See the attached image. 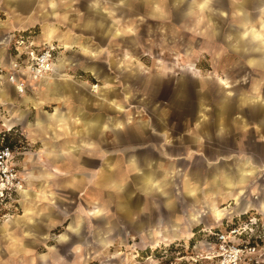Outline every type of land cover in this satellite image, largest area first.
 <instances>
[{"label": "crops", "instance_id": "1", "mask_svg": "<svg viewBox=\"0 0 264 264\" xmlns=\"http://www.w3.org/2000/svg\"><path fill=\"white\" fill-rule=\"evenodd\" d=\"M17 1L25 0L13 3ZM69 1L50 0L45 16L31 18V22L57 20L54 11L67 6ZM103 2L87 1L88 16L82 30L99 28L103 38H107V46L126 33L136 44L137 24H132L128 31L121 30L118 21H108L104 15L106 12L112 16V11L104 10ZM122 2L123 8L116 11L119 17L129 15L137 20V14L145 11L146 16H139L141 21L170 22L181 29H190L186 21L191 20L193 42L202 46L194 50L193 63L183 65L187 70L182 67L190 76H169L165 80L160 73L146 75L139 64H127L123 71L113 51L106 49L109 59L103 61V66L78 60L83 64L84 76L103 84L93 91V84L78 82L80 76L75 78L67 73L71 67L78 68V62H71L63 54L78 48L81 56L94 60L101 50L81 42L72 33H62L50 22L43 25L40 39L32 31L25 33L32 34L37 47L57 44L63 51L59 57L55 55L50 73L32 92L27 87V93L20 97L11 85L0 83V104L8 106L17 101L23 106V110H10L12 117L5 127L23 126L29 140L43 144L42 149L31 154L26 152L29 145L22 144L19 165L25 189L19 196L17 214L10 216L16 218L11 224L33 230L38 228V222L54 221L53 208L61 200L56 191L64 188L72 194L73 188L77 189L75 186L85 180L104 190L108 178L118 175L112 189L124 213V200L135 207L141 205L142 198L135 193L144 196L153 190L160 192L159 204L148 202L145 214L149 223H169L167 230H157L156 246L189 236L200 239L202 232L215 229L220 221L264 206V0ZM25 22L20 21L21 25ZM158 29L165 31L163 24ZM169 36L166 33L163 39L167 45ZM9 60L0 52V66ZM123 60L134 61L128 55ZM114 72L123 79L121 92L117 81H113ZM124 94L130 96V103L142 95L134 107L129 104L130 112L120 102ZM49 103L54 104L52 111L43 112ZM135 108L145 110L147 118L135 120ZM29 109L34 114L32 119ZM126 110L129 114L125 116L132 117L127 121L123 114ZM124 168L127 173L123 174L129 176L122 183ZM60 179L64 182H58ZM126 189L128 196L124 195ZM42 206H47V210ZM157 209L162 219L156 216ZM103 211L93 207L87 215L99 217ZM199 220H216L217 224H204L193 232L189 227ZM68 227L78 234L80 219L73 220ZM116 228L114 232L119 236L121 229ZM97 241L105 245L101 236Z\"/></svg>", "mask_w": 264, "mask_h": 264}, {"label": "rangeland", "instance_id": "2", "mask_svg": "<svg viewBox=\"0 0 264 264\" xmlns=\"http://www.w3.org/2000/svg\"><path fill=\"white\" fill-rule=\"evenodd\" d=\"M49 1L25 0L17 1L14 4L13 0H0V52L6 55L8 59L11 58L8 63L0 67H6L12 61L13 44L18 36L32 31L34 32V37L40 39L43 25H47L50 22L51 24H56L55 26L62 33H72L73 37L79 38L81 42L91 43L92 47L101 50V55L98 59L94 60L81 56L78 48H72L63 54L71 62H78V68L71 67V70L67 72L75 78L80 76L77 77L79 79H77L78 82L80 80L88 81L89 84L98 86V88L103 85L84 76L85 74L81 70L83 64H80L78 60H87L90 63L94 62L95 65L99 64L103 66V61L109 59L106 54L109 49L113 51L117 62L121 64L120 70L125 71L127 64H139L146 75L160 73L165 80H168L169 76L173 78L180 77L181 75L186 78L190 76L186 71H182V67L186 63H193L194 50H198L199 46H202L193 42V30L191 29L193 24H191V20L186 21L190 23V29H181L174 27L170 22L160 23L146 19L141 21L139 16H146L145 11L137 14V20L132 19V16L129 15L119 17L116 11L123 8V0H109V2L108 0H103V9L112 11V16H108L106 12L104 14L109 18L108 21H111V19L118 21L119 28L121 30L126 29V31L131 29L132 24H137L136 44H132L131 37L126 33L125 37L117 41L115 40V44L109 43L110 45L107 46V38H103V31L99 30V28L91 29L92 31L82 30L84 20H86L84 18L88 16L86 13V3L88 0H70L67 6H61L54 11L58 14L57 20H46L47 23L44 24L38 21L33 24L31 18L35 20L45 16L47 10L46 4ZM52 1L57 2L58 0ZM65 15L66 20H64ZM22 20H27V22L21 25L20 21ZM162 24L166 32L159 31L158 27L160 28ZM166 27L169 29L166 30ZM69 33L67 34L69 35ZM166 33L171 35L169 36L170 44L168 42V45L163 41ZM172 35L174 39H171ZM53 45L57 49L55 55L59 57V54L63 50L59 49L57 44ZM126 55L133 58L134 61L123 60ZM104 68L103 70H105ZM205 70H209V68ZM113 75L115 76L113 81H117L116 86L119 89L118 91L121 92L124 89L123 79H120V74L117 72H114ZM34 86L35 84L28 85L31 88L30 92H32ZM161 89L158 90V93H160ZM26 91L27 89L23 94H18V96L25 95ZM91 94L95 95L92 92ZM117 96L113 95L112 97L115 98ZM128 96V94L120 96V102L125 105L126 109L128 107V110L129 104H132L131 106L134 107L137 104L136 101H140L142 98V95H138L136 97L137 100L130 103V96ZM11 102V105L8 106L0 104V139H4V141L10 139L9 143H12L13 139H17L16 145L20 143H27L29 145L26 151L29 154L38 152L42 149L43 144L39 140L35 142L29 140L23 126L14 124L10 128L5 127L6 122L11 120L12 110H23V106H20L17 101ZM53 107L54 104L49 103L44 107L43 112L50 113ZM128 110L123 113L124 116L128 113ZM135 110V114L138 115L133 116L137 117L135 120L141 121V119L147 118L145 110L137 108ZM29 111H31L30 118L32 119L34 115L33 111L32 109H29ZM128 114L125 116L126 121L132 118L128 117ZM8 136L10 138L6 140ZM20 152H22V149H20ZM112 158L116 159V157H111L110 159ZM23 163L26 164V160ZM125 171L127 173V170L124 168L121 174L122 183L125 182V177L129 176L128 174H123ZM110 174L112 175L111 171ZM115 178L118 179V175L114 178L112 176L108 178L110 181L104 183V190L97 188L99 184L91 181L87 182L86 180L80 186H75L78 188H73L72 194L68 191L66 192L64 188L59 189L56 192L61 200L53 208L56 211V218L54 221L38 222V228L33 230L25 226L21 228L20 224H11L16 221L15 216L13 219L10 217H0V264H195L191 260V256L199 253V250L203 251L207 245L201 238L189 236L156 246L157 230H161L162 228L168 229L169 223L166 220L163 221L162 225L153 223V221L149 223L145 219V214L148 213L146 212L148 202L151 204L158 203L157 200L160 198V192L153 190L144 196H141L140 192L135 193L134 195L137 194L138 197L142 198L141 205L135 207L129 200H124V203L126 201L127 211L124 213L123 207L121 206L120 208L118 197H116V193L112 189ZM58 182L64 181L60 179ZM124 191V195L128 196L129 190L126 189ZM46 207L42 206V209L46 211ZM93 207L104 209L102 215H99V217L88 216V211L92 210ZM120 210H122L121 213ZM188 213L189 211L186 212V214ZM150 214H154L153 216L151 215L153 219L155 213ZM161 215L157 209L156 216L158 219H162ZM78 218L80 219L81 230L78 234H75L69 230L68 226L73 220H77ZM8 221L10 222L9 225L7 224ZM222 223L220 221L217 224L216 220L204 223L199 220L198 223L191 224L189 228L195 232L197 228L204 226V224H217L216 226H219ZM114 226L121 229L119 236L114 232L117 229ZM99 235L105 242V245L98 243L97 238L100 237ZM197 264H203V262L199 261Z\"/></svg>", "mask_w": 264, "mask_h": 264}, {"label": "built area", "instance_id": "3", "mask_svg": "<svg viewBox=\"0 0 264 264\" xmlns=\"http://www.w3.org/2000/svg\"><path fill=\"white\" fill-rule=\"evenodd\" d=\"M54 45L35 46L31 33L21 34L13 44L12 61L0 67V83L5 81L18 94L29 84H38L51 71L56 54ZM22 144L11 146L0 139V217L18 211L19 196L25 189L19 160ZM207 245L192 255L197 264H264V206L223 222L201 233Z\"/></svg>", "mask_w": 264, "mask_h": 264}, {"label": "trees", "instance_id": "4", "mask_svg": "<svg viewBox=\"0 0 264 264\" xmlns=\"http://www.w3.org/2000/svg\"><path fill=\"white\" fill-rule=\"evenodd\" d=\"M10 138V136H8L7 138H6V140L7 139H9ZM13 138V137H12ZM10 140V139H9ZM9 140H7V141H4V143L5 144H9V145H11V146H15L16 145V140L17 139H13V142L12 143H9ZM18 143V142H17Z\"/></svg>", "mask_w": 264, "mask_h": 264}, {"label": "bare ground", "instance_id": "5", "mask_svg": "<svg viewBox=\"0 0 264 264\" xmlns=\"http://www.w3.org/2000/svg\"><path fill=\"white\" fill-rule=\"evenodd\" d=\"M93 89H94L93 91H95L97 89V86H93Z\"/></svg>", "mask_w": 264, "mask_h": 264}, {"label": "snow or ice", "instance_id": "6", "mask_svg": "<svg viewBox=\"0 0 264 264\" xmlns=\"http://www.w3.org/2000/svg\"><path fill=\"white\" fill-rule=\"evenodd\" d=\"M220 82H221L222 84H226V82H225V81H223V80H221Z\"/></svg>", "mask_w": 264, "mask_h": 264}]
</instances>
